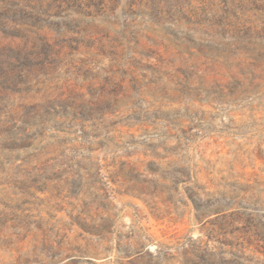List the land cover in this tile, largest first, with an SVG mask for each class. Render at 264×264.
<instances>
[{
    "label": "rangeland",
    "instance_id": "rangeland-1",
    "mask_svg": "<svg viewBox=\"0 0 264 264\" xmlns=\"http://www.w3.org/2000/svg\"><path fill=\"white\" fill-rule=\"evenodd\" d=\"M0 264H264V0H0Z\"/></svg>",
    "mask_w": 264,
    "mask_h": 264
}]
</instances>
